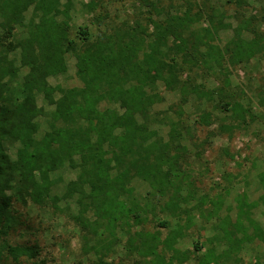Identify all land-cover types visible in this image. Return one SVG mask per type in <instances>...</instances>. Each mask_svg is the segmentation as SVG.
Here are the masks:
<instances>
[{"label":"rangeland","instance_id":"rangeland-1","mask_svg":"<svg viewBox=\"0 0 264 264\" xmlns=\"http://www.w3.org/2000/svg\"><path fill=\"white\" fill-rule=\"evenodd\" d=\"M66 5L67 0H60L62 12ZM68 8L58 21L66 19L69 39L76 42L77 49L84 46L80 30H86L89 42H93L122 23L129 26L139 23L147 28V39L151 40L153 26L148 20L162 22L167 14L181 16L188 11L194 16L199 11L200 17L185 33L191 32L193 41L201 40L199 49L204 52L203 43L208 40L204 30L209 29L212 39L208 43L223 51L224 59L220 64L211 63L208 69L199 65L178 71L175 90H168L157 81L148 91L155 100L146 122L148 130L157 134L161 146L171 143L168 161L173 173L180 176L172 180L167 193L154 191L142 179L131 181L129 188L133 200L143 209V223L135 225L132 221L128 227L118 224L108 230L106 222L95 223L91 212L82 221L78 220L80 196L75 192L66 196L68 186L77 183L80 174L75 158V168L65 163L48 174L52 186L41 204L31 202L27 196L22 201L15 194L13 184L6 188V197L11 201L0 211V250L3 251L0 264H14L7 255V247H34L39 251L37 260L46 264H98L100 260L106 264H159L140 257L139 233L157 237L158 254L173 264H206L203 258L208 249L214 250L218 264H264V242L258 239L238 244L233 250L224 242H216L225 241L224 234L216 229L223 223L228 230H236L241 241L246 235L252 236L254 229L248 218L264 233V208L259 200L264 195V51L236 66L228 62L235 40L258 39L264 46V0H71ZM156 10L161 14L156 15ZM98 19L103 23H98ZM24 36L25 33L17 31L7 46L10 59L18 67L20 55L16 43ZM172 45L170 39L164 50L168 59L178 57ZM179 63L168 62L170 68L166 73L175 71ZM65 64L66 72L50 77L49 85L81 88L72 53L65 55ZM26 73V68L20 69L16 83H21ZM224 80L227 85L220 95L217 91L223 87ZM181 87L186 92L182 93ZM199 89L211 92V101L198 100L194 93ZM228 96L250 110L254 120L250 122L244 115L242 119L217 109ZM36 102L43 110L37 119L39 131L35 136L41 139L50 130L54 107L40 94L36 95ZM108 108L119 109L104 102L99 111ZM203 114L209 118L202 120ZM4 148L10 161H16L20 145L6 142ZM88 193L86 187L83 198L86 203ZM173 195L183 211L177 215L165 207ZM243 204L247 206L240 214L239 207ZM175 232L181 236L167 250L162 242Z\"/></svg>","mask_w":264,"mask_h":264},{"label":"trees","instance_id":"trees-1","mask_svg":"<svg viewBox=\"0 0 264 264\" xmlns=\"http://www.w3.org/2000/svg\"><path fill=\"white\" fill-rule=\"evenodd\" d=\"M67 1L68 5L62 12L60 0H0V211L10 205L11 199L6 197L5 190L12 184L22 201L27 196L31 202L41 204L52 186L48 174L65 163L75 168L77 158L78 182L68 186L66 196L70 197L73 192L80 196L78 220L82 221L91 212L95 223L99 220L106 222L108 230L118 224L128 227L132 221L139 225L143 223V209L133 200V191L129 188L131 181L142 179L154 191L167 193L172 180L180 176L173 173L174 168L168 161L171 143L161 146L156 139L157 134L148 130L146 122L155 104L148 91L155 87L157 81L162 82L166 89L175 90L179 83L178 71L199 65L208 69L211 63L223 61L224 52L208 43L212 39L209 29L204 30V36L208 38L203 43L206 44L204 52L198 44L202 41H193L194 35L185 33L200 17L199 11L194 16H190L188 11L181 16L167 14L162 22L148 20L153 26L151 40L147 39V28L139 23L134 26L122 23L93 42H89L86 30H80L84 46L77 49L76 42L69 39L66 19L58 21L59 16L69 11L71 0ZM155 12L156 15L161 14V11ZM97 22L102 24L103 20L98 19ZM17 31L25 33L16 43L19 67L10 59L7 47ZM170 39L178 57L168 59L164 50ZM233 46L230 55L227 52L228 62L235 66L264 51L258 39L248 42L235 40ZM68 53L76 58L81 88L64 89L48 83L50 77L66 72L65 55ZM177 61H180L179 66L167 74L168 62L175 65ZM22 68H26L27 73L18 84L16 81ZM224 82L217 91L220 95L227 85V80ZM180 90L186 92L184 87ZM38 94L54 107L50 130L41 139L35 138L39 131L37 119L43 115L36 102ZM194 94L198 100L207 101H211L213 96L211 92L200 89ZM228 98L221 101L217 109L242 119L244 115L250 122L254 120L250 110L233 101L232 96ZM104 102L118 106L120 110L108 108L99 111ZM202 116V120L209 118L208 114ZM6 142L20 145L16 161H10L6 154ZM86 187L88 203L83 201ZM173 194L178 195V192ZM175 195L165 207L177 215L183 211ZM259 200L264 208V195ZM245 206L240 205V214ZM248 223L254 233L246 235L243 241L237 239V231L228 230L225 223L217 226L225 241L216 242H224L232 250L254 238L264 242L260 226L249 218ZM164 225L160 223V226ZM180 236L175 232L162 243L171 250ZM137 238L140 257L159 264H173L158 254L157 237L139 233ZM6 252L14 264H46L37 260L39 251L34 247H7ZM207 252L203 263L218 264L214 250L208 249ZM2 258L3 251L0 250V262ZM22 259L26 262L23 263ZM98 264L106 263L100 260Z\"/></svg>","mask_w":264,"mask_h":264}]
</instances>
